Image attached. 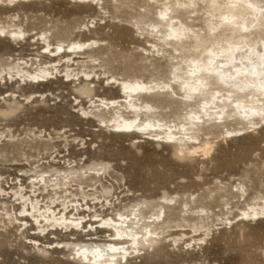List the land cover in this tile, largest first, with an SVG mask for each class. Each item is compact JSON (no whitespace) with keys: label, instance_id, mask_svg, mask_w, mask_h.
I'll list each match as a JSON object with an SVG mask.
<instances>
[{"label":"rangeland","instance_id":"rangeland-1","mask_svg":"<svg viewBox=\"0 0 264 264\" xmlns=\"http://www.w3.org/2000/svg\"><path fill=\"white\" fill-rule=\"evenodd\" d=\"M20 9L8 13L0 10V26L12 16L15 23L31 33L26 41L0 37V77L7 78H0V184L12 182L23 173L22 183H29V179L43 172L48 171L45 175L50 176L75 165L73 168L82 175H96L103 186H74L68 189L69 193L62 194L65 198L58 200L71 198L88 204L92 212L101 210L103 217L128 213L138 206L143 213L149 212L151 206L173 198L171 206L165 209L171 227L164 236L152 247H145L140 257L118 264H264V217L247 219L243 215L250 206L264 205V128L241 137L219 136L208 157L201 153L182 155L171 144L156 143L139 134L112 132L90 114L82 113L81 109H90L91 98L82 92L79 82L60 76L44 83L10 79L7 65L23 60L37 65L56 61L44 56L43 45L31 41L47 29L55 35L57 28L69 29L68 36L60 37L68 43L105 41L104 50L96 53L100 61L116 74H132L138 53L150 46L139 38L136 28L121 21L134 24L137 4L120 11L108 6L120 20L108 16L102 20L104 15L95 6L75 5L70 0ZM95 23L101 27L87 32L86 26L93 27ZM57 39L52 42L55 44ZM40 53L41 57H37ZM57 63L63 70L65 64ZM70 67L76 72L83 70L76 64ZM96 70L102 74L98 65ZM164 76L165 71L160 78ZM103 82L96 84L93 97H118L117 90L103 86ZM56 157L61 164L53 163ZM34 190L26 188L25 192L32 191V195ZM40 198L49 200L50 196L45 193ZM0 199L6 209L18 211L15 197ZM5 227L0 229V264H83L87 261L78 256L73 261V249L103 244L111 234L102 229H59L54 234L42 235L40 241L68 247L43 251L25 244L26 235L19 225Z\"/></svg>","mask_w":264,"mask_h":264},{"label":"bare ground","instance_id":"bare-ground-1","mask_svg":"<svg viewBox=\"0 0 264 264\" xmlns=\"http://www.w3.org/2000/svg\"><path fill=\"white\" fill-rule=\"evenodd\" d=\"M52 1L55 0H15L11 5L0 4V10L6 13L20 11L22 7L44 5ZM70 1L75 5L95 6L104 15L102 20H106V16L121 19L109 11L108 6L120 11L125 6L137 4V16L132 18L134 24L121 19L136 28L139 38L150 44L142 53H138L139 60L134 72L120 75L105 67L96 56L97 52L104 50L105 41L68 43L60 37L68 36L69 29L56 28L55 35L47 29L41 35L39 33L37 40L34 37L33 41L30 40L43 45L44 56L56 58V61L38 65L34 62L29 64L27 60L12 62L7 65L6 73L10 79L18 77L24 82L44 83L60 76L68 81H77L82 92L91 98L89 111L81 109L84 115H91L92 119L105 124L112 132L139 134L156 143L171 144L182 155L201 153L208 157L215 150L214 140L219 136L241 137L263 129L261 124L264 122L259 113L264 109V0H227L231 6L223 8L212 7L213 0ZM218 2L223 3L224 0ZM223 15L231 18L230 24L221 25L220 17ZM100 27V24L95 23L93 27L87 25L86 30L91 33L92 28L97 30ZM213 28H216L215 32ZM2 29L14 32L17 37L13 39L15 42L21 38L26 41L31 37L30 31L22 29L12 16H8L7 21L1 24ZM53 38H58L55 44ZM222 49L225 51L224 57L220 56ZM228 58L231 63L221 68ZM210 59L214 61L211 65L208 63ZM57 62L65 64L63 70L59 69ZM75 64L83 70H73L70 65ZM96 65L102 74L98 73ZM205 68H210L212 72L219 69L226 79H235H228L226 84L205 93L201 87V81L209 75ZM163 71L165 76L160 78ZM102 80H105L103 86L117 90L118 97H93L96 84ZM218 91L221 95L213 98ZM229 92L233 95L231 101L225 98ZM237 103L240 104L239 108L235 106ZM253 124L256 126L252 127ZM53 163L61 164V161L56 157ZM73 167L60 169L50 176L45 175L48 171L43 172L25 184L20 178L25 176L24 173L12 182H2L0 197L3 200L15 197L19 209L10 211L5 204L3 206L0 203V229L9 224L19 225L23 235H26L25 244L43 251L68 247V244L59 242L48 245L41 243V236L49 235V232L54 234L59 229L73 232L106 230L111 234L103 244H85L74 248L76 254L73 255V261L78 256L79 260L88 263L118 264L140 257L145 247H152L171 227L165 209L171 206L173 198L165 199V204L151 206L149 212L143 213L142 207L138 206L128 213L119 212L115 217H103L101 210L92 212L90 205L71 198L69 202L67 198L60 202L58 198L61 199L62 194H67L68 189L74 186H103L96 175L85 176L86 172L82 175ZM26 188L35 189L34 194L30 195L32 191L25 192ZM45 193L50 196L49 200L46 199L48 201L40 198ZM86 212H89L88 216ZM150 213L152 215L149 217ZM243 215L247 219H260L264 217V205L250 206ZM87 218L89 221H86ZM87 222L90 224H85ZM31 230L35 232L30 233ZM177 240L173 239L174 242Z\"/></svg>","mask_w":264,"mask_h":264},{"label":"snow or ice","instance_id":"snow-or-ice-1","mask_svg":"<svg viewBox=\"0 0 264 264\" xmlns=\"http://www.w3.org/2000/svg\"><path fill=\"white\" fill-rule=\"evenodd\" d=\"M4 3L11 5L15 3V0H0V4H4ZM228 6H231V5L227 3V0H224L223 3L218 2V0H213V3H212V7L214 8L216 7L223 8V7H228ZM249 6L251 7L252 5H249ZM220 21H221V25L230 24L231 18L228 15H223L220 17ZM217 27H219V25ZM212 31L215 32L216 28H213ZM9 36L11 37V39L17 38L15 33L14 32L10 33L8 29L0 30V37L7 38ZM210 55H215V54L210 53ZM224 55H225V51L222 49L220 51V56L224 57ZM213 62L214 61L211 59L208 61L209 65H211ZM229 63H231L230 58L225 60V64H222L221 68L225 67L226 64H229ZM205 71L209 73V75L201 81V87L202 89L205 90V93L210 92L212 89L218 87L219 85L226 84L228 79H235V77H229L226 79L225 74L219 69H217L215 72H212L210 68H205ZM233 87H237V86H233ZM220 95H221V92L218 91L215 93V96L213 98L220 96ZM225 98L231 101V99L233 98L232 93L229 92L227 97ZM235 106L239 108L240 104L237 103ZM259 116L261 117V121L264 122V109L261 110V112L259 113ZM255 126H256L255 124L252 125V127H255ZM261 126L262 128H264V123H262Z\"/></svg>","mask_w":264,"mask_h":264}]
</instances>
